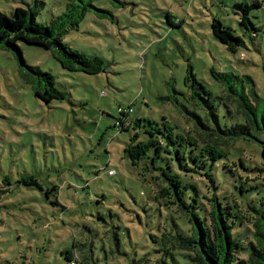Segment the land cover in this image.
<instances>
[{
    "label": "rangeland",
    "instance_id": "obj_1",
    "mask_svg": "<svg viewBox=\"0 0 264 264\" xmlns=\"http://www.w3.org/2000/svg\"><path fill=\"white\" fill-rule=\"evenodd\" d=\"M35 1L0 0V12L12 16L15 7L34 6ZM40 1L45 3L36 7L39 22L50 23L67 9V0ZM119 1L94 0L107 15L90 9L63 37L87 56L93 72L79 65L65 68L51 49L18 42L26 64L56 76L67 93L63 98H39L25 79L27 68L21 66L17 50L0 49V264H68L63 250L72 249L84 223L93 228L101 224L106 237L98 264H134L147 250L138 245L145 243L141 237L146 224L159 213L154 188L162 195L173 194L169 187L175 181L162 174L168 163L171 172L190 184L187 192L198 199L194 204L209 209L204 167L185 172L167 152L153 163V150L133 158L127 149L149 139L144 127L121 131L114 125L119 108L129 106L132 124L142 118L181 130L194 122L185 109L200 111L188 98L189 65L211 93L223 126L246 121L237 102L244 86L247 92L254 88L258 117L264 114V0H257L260 6L250 12L255 29L241 25L243 12L234 6L250 0ZM215 17L242 37V45L232 49L214 36ZM215 72L228 74V81ZM252 131L264 141V129ZM235 158L246 166L230 163ZM260 160L262 143L240 138L212 169L219 185L213 192L232 213L237 208L243 220L252 219L248 202L264 203V171L256 168ZM28 176L45 188L57 185L65 211L44 201L38 187L21 182ZM156 181L163 185L156 186ZM102 212L107 224L99 219ZM118 223L131 229L130 254L117 250L126 246L115 230Z\"/></svg>",
    "mask_w": 264,
    "mask_h": 264
},
{
    "label": "trees",
    "instance_id": "obj_2",
    "mask_svg": "<svg viewBox=\"0 0 264 264\" xmlns=\"http://www.w3.org/2000/svg\"><path fill=\"white\" fill-rule=\"evenodd\" d=\"M116 1L121 3L119 0ZM93 2L94 0H67L66 11L54 17L50 23L37 20L36 7L45 3L40 0H36L34 6L28 4L27 7H15L12 16L0 12V49L17 50L21 66L26 65L27 68L24 72L25 79L33 86L36 95L46 102L63 98L67 93L59 87L58 80L52 72L26 64L18 42L24 41L51 49L65 68L72 69L79 65L93 72L87 64L90 63L87 56L72 49L63 38L70 29L79 26V21L90 9L102 13L101 16L107 15L105 10L95 7ZM249 2H236L234 6L243 12L241 25L246 29H255L256 25L250 17V12L253 8L259 7L260 3L257 0ZM211 27L214 36L230 48L237 49L242 45V37L225 27L220 19L213 18ZM215 74L228 81V74L217 72ZM186 83L189 89L188 98L200 106V111L185 108L194 122L185 124L181 130L171 123L163 122L161 126L158 122L142 118L132 124L129 119L130 113L121 111V115L114 123L121 131L132 126L135 128L143 126L148 134L149 139L146 143L142 141L127 149L133 158L135 155L144 156L153 150L156 154L152 157L154 163L155 158L162 152L172 153L177 165L185 172H198L197 169L204 167V174L210 182L211 194L206 201L209 209H205L198 202L194 204L198 199L187 192L190 184L185 182L182 174L171 172V163H168V170L163 168V176L175 181L169 182L167 179L169 183L172 182L171 186L175 185L172 189L169 187L173 194L171 192L162 195L154 188L153 202L159 213L155 214L156 218L153 214L146 224V230L141 237V241L145 243L138 245L147 250L140 254L141 257L139 256L134 264H264V203L254 205L248 202L246 206L251 212L252 219L243 220L236 215L237 208L236 213H232L230 206L223 204L218 192H213L215 189L217 191L219 185L212 172L216 161L228 156L240 138H254L262 143V160L256 163V168L264 171V141L259 140L252 131L264 129V114L259 118L255 105L257 102L254 95L257 93L253 87L247 92L244 86L243 95H238L237 102L240 108L238 111L246 115V121L223 126L220 122L219 109L215 101L211 100V93L199 80L192 65H189ZM201 92L208 93L209 97H202L204 94ZM134 137H139V133H135ZM236 161L233 159L230 163L246 166L242 158ZM134 163L137 164L135 160ZM21 182L27 186L38 187L42 191L44 201L60 205L61 210L65 211L66 206L59 200L57 185L45 188L33 176L25 177ZM155 184L162 186L163 182L156 181ZM164 188L166 187H161L160 190ZM105 197L106 195L102 194V198ZM98 216L107 224L106 212ZM124 225L118 223L119 229L114 227L116 232H119L117 235H122L126 243V246H118L117 250L122 253L127 250L130 254L133 245L132 233L131 229L125 228ZM76 237L72 249L63 250L68 264H98L101 257L104 258L106 237H103L101 224L93 228L84 223L83 230H80ZM136 252L139 253L140 250Z\"/></svg>",
    "mask_w": 264,
    "mask_h": 264
},
{
    "label": "built area",
    "instance_id": "obj_3",
    "mask_svg": "<svg viewBox=\"0 0 264 264\" xmlns=\"http://www.w3.org/2000/svg\"><path fill=\"white\" fill-rule=\"evenodd\" d=\"M119 111H121L123 113H131L133 111V109H132V107L129 106L127 109L119 108ZM109 173L113 174L114 170H110Z\"/></svg>",
    "mask_w": 264,
    "mask_h": 264
}]
</instances>
